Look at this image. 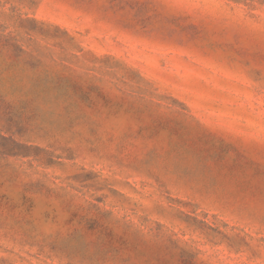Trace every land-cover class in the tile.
<instances>
[{
	"label": "rangeland",
	"instance_id": "1",
	"mask_svg": "<svg viewBox=\"0 0 264 264\" xmlns=\"http://www.w3.org/2000/svg\"><path fill=\"white\" fill-rule=\"evenodd\" d=\"M264 264V0H0V264Z\"/></svg>",
	"mask_w": 264,
	"mask_h": 264
},
{
	"label": "trees",
	"instance_id": "2",
	"mask_svg": "<svg viewBox=\"0 0 264 264\" xmlns=\"http://www.w3.org/2000/svg\"><path fill=\"white\" fill-rule=\"evenodd\" d=\"M180 264H196L193 260V255L187 251H182V260Z\"/></svg>",
	"mask_w": 264,
	"mask_h": 264
}]
</instances>
